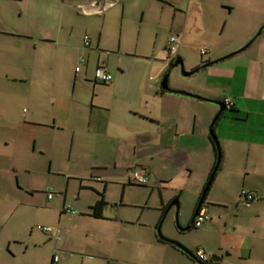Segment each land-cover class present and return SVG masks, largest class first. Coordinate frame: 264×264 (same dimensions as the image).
Wrapping results in <instances>:
<instances>
[{"label":"crops","instance_id":"1","mask_svg":"<svg viewBox=\"0 0 264 264\" xmlns=\"http://www.w3.org/2000/svg\"><path fill=\"white\" fill-rule=\"evenodd\" d=\"M21 1L0 0V63L2 55L11 56L7 59V69H0V264H17L14 247L20 246L22 235L19 218L15 216L24 205L35 207L34 193L42 191L37 190L35 184L40 180L51 182L53 176L60 173L59 169L68 165L69 155L74 157V162L82 164L81 174L66 176L65 189L59 193V205L42 208L43 216L48 217L50 223L46 227L61 231L58 241L43 233L47 239L43 244L50 242L51 245L49 264H65L72 256L91 258L87 255L101 250L102 253L109 252L108 244H114L116 238L124 257L102 259L106 262L104 264L112 261L115 264H163L165 255L171 252L181 254L191 264L190 257L161 243L156 235L159 226L156 221H162L164 209H168L167 214L172 207L178 205L179 208L177 199L172 206L166 207L164 185L172 180L177 170L192 176V138L206 142V152L208 146L212 148L208 132L219 107L203 99L222 102L229 97L234 106L230 111L232 115L226 119L242 124L255 115L259 129H263L264 5L261 0H167L169 5L159 6L163 11L165 8L171 10L172 18L168 24L145 19L143 10L141 25L152 22L155 42H159L160 34L166 35L161 46L153 44L158 48L156 51L152 48V57L146 58V69H110L106 61L101 62L102 54L107 57L113 54L103 47L102 33L108 17L113 16L117 5L121 6L123 17L129 0H54L57 14L51 21L46 19V12L38 14L41 8L34 3L24 7L13 5ZM41 6L43 11L47 8ZM79 7H83L81 15L86 21L84 32L89 29L91 20H100L96 46L93 48L92 39L85 35L84 38L88 36L90 39V46L85 49L99 53L96 68H106L112 75V81L101 84L88 79V60H85L81 65L85 71L80 68L76 73L75 69V75L78 77L84 72L87 85L78 95L67 98L53 77L60 74V69H46L45 61L51 56L53 46L56 51L80 50L71 43L72 34L68 37L63 34L64 27L68 25L73 33L71 18ZM233 15L236 18L232 23L229 17ZM210 25L219 27L218 31H206ZM235 25L243 26L238 36L229 38L222 45L211 40L214 33L217 37L229 36V27ZM260 27L262 31L259 33ZM140 36L139 33V41ZM172 36L179 38L177 51L170 53L167 43ZM197 37L204 42L200 45L201 62L192 64L191 70L220 59L221 55L234 51L253 38L246 50L227 58L229 61H225L222 67L203 71L205 82L197 81L201 85L196 87L192 79H180L178 69L169 68L181 58L183 50L196 49L193 39ZM143 46L149 47L147 44ZM121 48L120 40L117 50L111 51L123 55L126 52ZM202 50L206 54L201 55ZM23 53L29 56L28 62L23 61ZM246 64L249 67L243 75L242 69H246ZM170 71L171 75L175 74L173 82L171 79L168 84L170 89L186 94L163 92L161 83ZM250 77L252 85L247 83ZM25 106L28 107L27 112L22 110ZM263 132L260 130L253 140H246L238 134L222 138L221 172L235 170L241 175V190L253 193L255 199L243 209L250 216L247 215L249 219L240 224L230 219L234 204L220 201L213 202L210 208H203L212 215L206 231L217 229L218 245L212 247V251L203 250L210 264H264ZM235 159L245 160L242 168L241 161L234 163ZM212 167L208 164L204 170L206 180L200 186L206 184ZM133 170H139L149 178V184L143 186L148 189L144 191L143 204L129 202L130 189L135 186L129 183V174ZM155 189H158L160 199L154 209L162 211V215L150 224L148 204ZM47 200L50 202L54 197ZM71 200L76 214L65 212ZM101 200L106 206L102 218H95L92 208ZM110 206L113 214L108 215ZM129 208H140V211L134 218H126V212L131 215ZM195 209L196 205L192 216ZM25 246L27 251L29 247L39 249V244ZM150 251L156 253L157 258L150 259ZM56 254H59V259L54 263ZM87 261L93 262L92 259Z\"/></svg>","mask_w":264,"mask_h":264},{"label":"rangeland","instance_id":"2","mask_svg":"<svg viewBox=\"0 0 264 264\" xmlns=\"http://www.w3.org/2000/svg\"><path fill=\"white\" fill-rule=\"evenodd\" d=\"M112 1V0H111ZM170 1L167 0H139L138 4H135L134 1L129 0L127 2V6L125 9V13L123 17H121V6L117 5L115 7V11H113V16L108 17L107 24L105 25L103 35V47L106 48L107 52H112V56L107 57L104 54L101 55V62L106 61L108 63V66L110 69L112 68H123V69H146L148 66V60L146 58L152 57V48L155 49L158 47H153L155 43H158L160 46L165 41V33L160 34L159 42H155V27L152 24V20H160L165 21L166 24L170 23V20L172 18V12L169 8H165L164 11L161 10V7L159 4L169 5ZM36 4L37 7L41 8L38 11V14L40 15L44 12H46L45 17L49 21L54 19L56 16V9L57 3L54 2V0H23L19 4H13L17 6H27L28 4ZM262 5H264V0H261ZM44 5L47 8L42 10V6ZM49 6H51V9H48ZM145 10V19H150L151 21L147 22V25H141V19H142V12ZM78 13V15H77ZM81 13H83V7H79L77 12L75 11V16L71 18L72 23L74 24V30L73 33L70 32V25L64 27L63 34H65L67 37L72 34L71 37V43L73 46L78 47L80 50H55V46H53V51L51 53V56L47 58L48 61H45V64H47L46 69H60L58 70L60 74H54V81H57V83L62 88V94L65 95L67 98H71V96L78 95L80 92L84 91V88L86 87V80L84 72L80 74L78 77L75 75V69L77 67H80L83 71H85V67L81 66L79 64V60L81 58H84L85 60H88V79L93 81L94 79V73L97 65L98 60V52L95 51H88L84 47V36L88 35L92 39V46L93 48L96 46L97 37L99 35V28L100 24L99 21H93L91 20L89 22V29L87 32H84V29L86 27V21L84 18H82ZM81 15V16H80ZM215 16L213 15L212 18ZM236 17L233 15L231 18L229 17V20L233 23V20ZM146 20V21H147ZM123 21V25L121 22ZM145 21V20H144ZM145 21V22H146ZM239 22V19H237ZM70 24V23H69ZM163 28V26H161ZM215 28V29H214ZM231 28L230 35H222L217 37L215 33L212 35V41H218L219 45H222L224 42L226 43L229 38H234L238 36L242 30L243 26L235 25L230 26ZM261 28V27H260ZM219 27L210 25L209 27H206V31H218ZM262 29V28H261ZM139 33L140 41H139ZM253 38V37H252ZM251 38V39H252ZM254 38H257V34L254 35ZM251 39L247 42H245L243 45H241L239 48L235 49L234 51L230 52H236L240 50L242 47L249 44ZM122 42V48L121 50L124 53L123 55L119 53L120 55L114 54V51L111 50H117V46L119 41ZM195 41V47L196 49L192 50H183L180 54V57L184 60V68L186 71H191L190 67L193 65L198 64L201 62L200 59V45H203V41L201 42L200 38H194ZM254 40V39H253ZM228 42V41H227ZM147 44L149 47L146 49L145 45ZM151 47V48H150ZM57 49V48H56ZM25 53V52H24ZM23 53L24 60H29V56L27 54ZM59 53V55L57 54ZM230 53H227L225 55H221L218 58L224 57ZM222 54V53H220ZM15 55H13L14 57ZM148 56V57H144ZM11 58V56L2 55L1 57V63H0V69H7L6 67L9 65L7 63V59ZM12 57V59H13ZM247 55L245 56L246 59ZM217 58V59H218ZM161 59V58H159ZM244 59V58H243ZM229 59H226L222 62H219L215 65L210 66L213 69H218V67H222ZM235 67V63L232 64ZM237 66V65H236ZM246 64L245 68L242 69L243 75H245V71H247ZM208 67V68H210ZM215 67V68H214ZM197 68V67H195ZM193 68V69H195ZM206 68V69H208ZM170 69V68H169ZM173 69H178L179 72V78L188 81L192 79L193 85L196 87H200L201 84L197 83L199 80H203L204 84V74L203 71L206 69L190 76V77H184L181 73L180 67H174ZM168 84L170 85V81L175 74L171 75V71L168 74ZM257 78V77H256ZM252 79L250 77L249 81L247 82L248 85H252ZM179 91V90H176ZM183 92V91H181ZM250 95H252L251 92H248ZM256 93V92H255ZM224 97V95H223ZM217 106V105H216ZM24 112L28 111V107H23ZM219 111V109H218ZM218 113V112H217ZM232 115V112L230 111H224L221 117L219 118L215 128L214 132L218 139L221 153H222V138H226L228 136L236 135L238 134L241 136V138H244L246 140L250 139H256L258 136V132L260 130L264 131V127H261L263 129H259V123L256 119V116H252L248 122L235 124L234 122L226 119ZM216 116V115H215ZM214 116V117H215ZM212 118L210 125L214 119ZM264 133V132H263ZM209 134V132H208ZM205 143L200 138H192V176L188 173L183 172L182 174L177 170L174 172V176L172 180L164 185V198H165V205L167 208L171 206V204L177 199L179 202V208L172 207L168 213L165 215L164 213V220L159 222L157 220V217H161L162 211L157 212L154 208H156L159 203V195H158V189H155L154 196L151 197L149 201V223L152 224L154 220H157L156 222L160 225V234L171 241H174L176 243H179L183 246H185L193 255L196 256V253L198 250H206V251H212V247H216L218 245L217 240V229L214 230V232L206 231L209 227V223H205L204 226L201 229L198 230H190L188 232H181L178 229L177 223L181 228H187L189 223L192 219V212L194 206L198 203L200 194L204 188V186H200L201 182L205 178L204 174L206 168L209 166H213L215 162V154L213 151V148H210L211 146H208V151L205 150ZM194 145V146H193ZM209 145V144H207ZM74 157L69 155V163L67 166L63 167L62 169H59V172L56 176H53V179L51 182H42L41 180L35 184L37 190L42 191H36L34 193V202L35 207H31L29 205H24L21 207L18 214L15 216L16 218H19L20 223V229H21V235L22 240L20 246H15V251H17L15 262L17 264H49V257L51 252V245L50 242H47L48 244H43L45 241H47L46 236L43 235V233L39 230H36L35 227L37 226H49L50 223L48 222L47 218L43 216V210L45 206H57L61 203V198L59 193H63V190L65 189L66 185V176H77L78 174H81V167L82 164L79 162H74ZM222 161H223V153H222ZM241 161V168L242 165L245 164L244 159H238L234 160V163H237ZM208 164H207V163ZM244 162V163H243ZM207 164V165H206ZM221 166L218 167V171L216 173V176L214 178V181L208 191V194L206 196L205 202L203 204L204 208H207L213 204V202H225L226 204L233 205V208L229 215L230 219L233 221H237V224L245 223L247 221V215L243 211V209H246L243 205V198L241 197V189H242V179L241 175H238L235 173V170L226 169L224 172H221V168L223 165V162L220 164ZM207 166V167H206ZM205 167V169H204ZM83 170V169H82ZM243 170V169H242ZM207 174V173H206ZM188 176V179H187ZM74 183L73 181L71 182ZM205 185V184H204ZM160 187V184H158ZM52 189L55 193L54 200L48 201L46 193L44 192L46 189ZM78 187H76L77 190ZM44 190V191H43ZM148 189L144 187L139 186H132L131 196L129 197V202H135L137 204H143V201L145 200V192ZM88 193V192H87ZM86 194V193H85ZM73 200L69 201L67 203V206H70L72 211H75L76 208L73 205ZM54 208V207H53ZM238 208V210H237ZM112 207H108V215L113 214L111 211ZM131 215H128L126 212L124 216L126 218H134L135 214H137L140 211V208H129L128 209ZM167 211V210H166ZM225 211V210H224ZM28 213V214H27ZM212 216V215H210ZM223 216H225L223 214ZM250 216V215H249ZM14 218V216L11 218V220ZM54 219V216H53ZM52 219V220H53ZM146 221V220H145ZM48 222V223H47ZM10 225L9 223L7 224ZM218 227V226H217ZM230 228V227H229ZM228 228V229H229ZM232 231V229L230 228ZM32 234V235H31ZM156 235L159 236V231L156 230ZM32 236V238H31ZM54 243V242H51ZM116 243V244H115ZM26 244H39V249L33 250V247H29L28 251L25 249ZM33 246V245H31ZM109 252L102 253V250L99 251V253H95L93 255H87L92 256L84 257V256H72V258L69 259V261L65 264H104L105 261L102 262V259H111L113 258H123L122 253L124 251L117 243V238L113 244L111 242L108 244ZM99 254V255H98ZM150 259L157 258L156 253L153 251L149 252ZM62 257H65L64 255ZM85 258V259H84ZM93 262H89L87 260H91ZM95 259V260H94ZM164 263L163 264H189V262L186 260L184 256H181V254H175L171 252V254L165 255L164 257ZM62 260V259H61ZM111 264H115L114 261L111 262ZM191 264H197L196 262H193Z\"/></svg>","mask_w":264,"mask_h":264},{"label":"built area","instance_id":"3","mask_svg":"<svg viewBox=\"0 0 264 264\" xmlns=\"http://www.w3.org/2000/svg\"><path fill=\"white\" fill-rule=\"evenodd\" d=\"M178 38L176 36L170 37L168 43H167V48L170 53L176 52L177 51V43H178ZM90 46V39L88 36L84 38V47L88 48ZM206 54L204 50L201 51V55ZM85 63V59L81 58L79 60V64L82 65ZM80 72V67L76 68V73ZM94 80L98 83L101 84H109L112 81V75L107 71L106 68L104 67H97L95 69L94 73ZM223 106L225 110L231 111L233 109V102L232 99L229 97H225L222 101ZM129 182H131L134 185L138 186H147L149 184V178L142 173L139 170H133L129 174ZM45 193L47 194V198L49 200L53 199L55 196V193L52 189H46ZM241 197L243 198V205L245 207H249L251 202L254 201L255 195L249 191L243 190L241 192ZM66 213L70 214H76V212L72 211L69 206L65 208ZM212 217L203 209H201L194 221L193 226L195 228H200L205 222L211 221ZM37 230L41 231L42 233L51 235L54 237L55 240H60L61 237V231L59 229H54L52 227H45V226H37ZM196 257L198 258L199 261L203 263H210V259L203 250L197 251ZM59 259V254H56L53 261L54 263L57 262Z\"/></svg>","mask_w":264,"mask_h":264},{"label":"water","instance_id":"4","mask_svg":"<svg viewBox=\"0 0 264 264\" xmlns=\"http://www.w3.org/2000/svg\"><path fill=\"white\" fill-rule=\"evenodd\" d=\"M262 31V29L259 31V33ZM259 33L257 34V36L259 35ZM255 39V38H254ZM252 42H250L248 45H246L245 47H243L242 49L238 50L237 52L235 53H232L231 55H228L226 57H223V58H220L218 60H215V61H210V62H207L205 64H202L200 66H198L197 68L195 69H192L191 71H186L185 68H184V61L182 58H179L173 65L170 69H173L174 67H180L181 69V73L183 76L185 77H190L218 62H221L223 60H226L227 58H230L232 56H235L236 54H239L241 53L242 51L246 50L250 45H251ZM169 72L166 73V75L164 76L163 80H162V83H161V89L163 91H170V92H173V93H177V94H186L184 92H181V91H176V90H171L169 85H168V78H169ZM190 95V94H188ZM192 97H196V98H200L198 96H194L192 95ZM207 102H212V103H215L218 107H219V111L218 113L216 114V116L214 117L210 127H209V135L211 137V139L213 140L214 142V145H215V148H216V152H217V160H216V164H215V167L213 169V171L211 172V175L209 176L201 194H200V197H199V200H198V203H197V206H196V209L194 211V214L192 216V219H191V222L189 223L188 227L187 228H181L178 223H177V226H178V229L181 231V232H188L192 227H193V224H194V221L199 213V211L202 209L203 207V204L205 202V199H206V196L208 194V191L214 181V178L216 176V173L218 171V167H219V164H220V161H221V157H222V153H221V148H220V145H219V142H218V139L215 135V132H214V128L219 120V118L221 117V115L223 114V112L225 111L224 109V106H223V103L222 102H218V101H212V100H209V99H203ZM172 206V205H171ZM177 208H178V205H176ZM168 210V209H167ZM167 212V211H166ZM165 212V214H166ZM157 230L159 231V238L160 240L164 241V242H168L174 246H176L179 250L183 251L187 256L190 257V259L193 261V262H196L197 264H205L201 261L198 260V258L193 255L185 246L179 244V243H176L174 241H171V240H168L166 238H164L161 234H160V225L158 226Z\"/></svg>","mask_w":264,"mask_h":264},{"label":"trees","instance_id":"5","mask_svg":"<svg viewBox=\"0 0 264 264\" xmlns=\"http://www.w3.org/2000/svg\"><path fill=\"white\" fill-rule=\"evenodd\" d=\"M171 67H172V65H171ZM171 67H170V68H171ZM163 92H165V91H163ZM231 111H232V110H231ZM209 138H210V142H211V144H212V148H213V151H214V154H215V162H214V165H213V167H212L210 173L208 174L207 180H208L209 176L211 175V172L213 171V169H214V167H215V164H216V160H217V152H216V148H215L214 142H213V140L211 139L210 135H209ZM206 182H207V181H206ZM129 183H131V182H129ZM131 184H132V183H131ZM133 185H134V184H133ZM135 186H138V185H135ZM204 186H205V185H204ZM140 187H143V186H140ZM105 206H106V203H104L103 200L97 202V203L95 204V206L92 208V216H94L95 218H102L103 208H104ZM196 206H197V204H196ZM203 208H204V207H202V209H203ZM166 210H167V209H164V213L166 212ZM164 213H163V215H164ZM161 220H163V216H162V219H161ZM205 223H207V222H205ZM205 223H204V224H205ZM192 229H194V230H198L199 228H195V227L193 226L190 230H192ZM190 230H189V231H190ZM159 241H160L161 243H163V244L170 245L171 247L177 249L178 251H180L182 254H184L186 257L189 258V256H187L183 251L179 250L176 246H174V245H172V244H170V243H168V242H164V241H162V240H159ZM196 254H197V253H196ZM190 260H191V259H190ZM206 264H209V263H206Z\"/></svg>","mask_w":264,"mask_h":264},{"label":"flooded vegetation","instance_id":"6","mask_svg":"<svg viewBox=\"0 0 264 264\" xmlns=\"http://www.w3.org/2000/svg\"><path fill=\"white\" fill-rule=\"evenodd\" d=\"M178 59H176L171 65H173ZM184 61V60H183ZM185 65V63H184ZM225 109V108H224ZM225 111H228V110H225ZM210 264V263H209Z\"/></svg>","mask_w":264,"mask_h":264}]
</instances>
